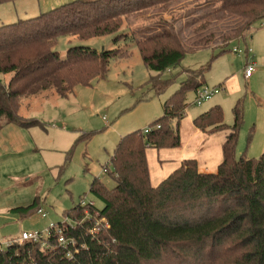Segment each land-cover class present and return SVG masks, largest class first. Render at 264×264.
Wrapping results in <instances>:
<instances>
[{"label":"trees","instance_id":"1","mask_svg":"<svg viewBox=\"0 0 264 264\" xmlns=\"http://www.w3.org/2000/svg\"><path fill=\"white\" fill-rule=\"evenodd\" d=\"M181 1L73 0L37 17L1 25L0 75L11 76L7 82L0 78V130L11 123L24 128L44 126L38 119L20 115L22 99L46 91L67 98L76 86L105 78L110 59L128 55L119 49L100 52L74 46L62 58L56 50L60 37L115 34L132 15L167 10ZM218 3L217 10L226 13L217 24L222 27L195 40L191 48L217 41L225 47L264 19V0ZM208 4L190 13L193 21L204 17L201 13ZM210 24L208 19L195 29L201 32ZM125 35L119 34L116 41ZM133 38L145 66L157 74L176 67L190 49L174 27L161 25ZM170 81L150 77L156 94L165 91ZM205 83L203 71L188 72L165 100L163 115L150 123L148 133L134 130L121 137L110 167L105 168L115 186L110 189L100 177H94L89 186L102 208L92 201L77 203L64 213L66 221L39 239L14 241L6 250L0 249V264H264V151L258 158L237 157L241 101L234 107L232 125L225 122L220 105L193 121L206 133L226 134L223 161L216 172H201L195 159H186L157 186L151 183L147 148L181 146L187 93H196ZM71 156L70 150L67 161ZM37 200L14 210L39 211Z\"/></svg>","mask_w":264,"mask_h":264},{"label":"rangeland","instance_id":"2","mask_svg":"<svg viewBox=\"0 0 264 264\" xmlns=\"http://www.w3.org/2000/svg\"><path fill=\"white\" fill-rule=\"evenodd\" d=\"M71 1H1L0 26L15 23L19 19L37 17ZM207 2L208 6L201 13L204 17L193 21L190 13L198 11L197 7ZM218 7V0H182L167 10L156 8L132 15L115 34L87 39L60 37L56 50L62 58L74 46H85L100 52L119 49L128 55L110 59L105 78L94 79L90 85L76 86L67 98L49 96L33 101L30 110L21 108V115L42 120L48 130V144L53 149H61L57 153H51L48 149L41 151L46 157L57 154L61 162L56 169L41 173L37 179V191L42 194L40 207L46 216L42 217L37 209L32 210L33 213L27 217L35 229L32 232L45 234L50 223L66 221L64 213L81 201H92L97 207H103L102 201L90 192L91 181L97 176L110 189L115 186L105 168L110 167L111 157L120 138L131 131L149 128L153 120L162 116L165 100L181 86L190 71H203L206 81L203 87L218 88L220 93L201 105L194 102V92L187 93L189 112L194 115L219 104L224 111L225 122L232 125L234 107L237 101H241V129L247 132L249 139L243 148L237 150V157L244 154L247 157H260L264 150V35L250 31L225 47L220 46L218 41L217 44L190 47L195 40L198 42L202 36L217 33L219 27H222L217 24L224 20L226 13L219 12ZM208 19L212 23L209 28L197 32L195 28ZM258 22L264 23V19ZM161 25L168 29L174 27L182 42L190 49L187 47L188 51L176 67L157 74L145 66L133 37L140 38L146 31L158 30ZM119 34L127 35L120 36L116 41ZM190 37L192 40L189 41ZM237 47L243 51L252 50L246 59L255 62L256 69L249 79L244 75L245 55L243 57L233 52ZM155 75L163 80L171 79L161 94H156L150 83V77ZM10 76L0 75V78L7 82ZM47 93L53 91L44 92ZM70 150L72 156L67 161V152ZM7 248V243L0 244V249Z\"/></svg>","mask_w":264,"mask_h":264},{"label":"crops","instance_id":"3","mask_svg":"<svg viewBox=\"0 0 264 264\" xmlns=\"http://www.w3.org/2000/svg\"><path fill=\"white\" fill-rule=\"evenodd\" d=\"M258 23L250 31L256 35H264V23ZM244 55L246 59L247 55ZM247 61L249 60L246 59V63ZM55 95L57 94L53 91L50 94L42 93L32 98L22 99L20 110L22 107L30 110L33 101L43 100L49 96L55 97ZM216 105L219 104L211 107ZM206 111L192 115L188 107L186 117L180 125L182 140L180 147L147 148V160L153 186H157L167 178L186 159H195L201 172L212 173L218 170L223 161V143L226 134L220 131L206 133L194 125L195 117ZM21 116L28 118V115ZM47 133L45 126L24 128L13 123L0 130V244L9 245L14 241H21L26 232L35 230L32 222L27 218L33 211L22 214L14 209L28 207L37 199V205L40 207L42 194L37 191L39 188V183H36L37 179L41 173L45 174L60 165L61 161H59V156H56L57 154H50L46 157L41 153L44 149H48L51 153L61 150L50 147L46 138ZM247 139H249L247 132L242 130L237 150L245 146ZM262 148L264 149V142ZM33 174L35 175L32 176Z\"/></svg>","mask_w":264,"mask_h":264},{"label":"built area","instance_id":"4","mask_svg":"<svg viewBox=\"0 0 264 264\" xmlns=\"http://www.w3.org/2000/svg\"><path fill=\"white\" fill-rule=\"evenodd\" d=\"M251 51H252L251 49H246L245 51H243L239 47L233 49V52H235L241 56L244 54L248 55V53H250ZM255 69H256V63L253 61H251V62L247 61L246 66H245V71H244L245 78L249 79L253 75V72L255 71ZM219 92H220V90L218 88H215V87L214 88L201 87L195 93L194 102L198 105H201L203 102L210 100L214 95L218 94ZM149 130H150V128H146L144 130V132L148 133ZM38 212L42 214V217L46 216V214L42 211V209H40ZM54 227H55V224L50 223L46 233H48ZM41 235H43V234H40L39 232L29 231V232H26L24 234V237L22 240H28V239L37 240L40 238ZM59 240L61 242L63 241L62 238H60Z\"/></svg>","mask_w":264,"mask_h":264}]
</instances>
